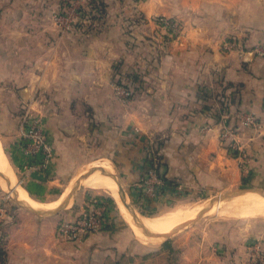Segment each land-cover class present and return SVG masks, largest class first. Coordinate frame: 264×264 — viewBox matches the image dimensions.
Instances as JSON below:
<instances>
[{"label":"crops","instance_id":"1","mask_svg":"<svg viewBox=\"0 0 264 264\" xmlns=\"http://www.w3.org/2000/svg\"><path fill=\"white\" fill-rule=\"evenodd\" d=\"M100 1V15L81 13L63 30L53 15L65 0H4L0 99L9 100L6 115L13 117L20 103L41 113L53 150L47 170L32 169L23 179L27 194L41 202L39 189L61 175L55 164L78 162L76 146L89 148L79 161L105 157L120 169L130 196L150 209L204 188L234 186L243 172L222 145L224 126L253 154L248 181L264 187V0ZM158 16L178 23L179 36L159 26ZM141 39L152 43L142 53ZM119 78L131 81V98L116 92ZM245 114L255 118L252 127L239 123ZM12 130L3 133L2 147L17 178L23 158ZM148 166L165 184L144 198ZM2 183L0 202L9 201ZM91 199L79 194L51 213L9 201L0 264H99L132 246L134 236L122 229V241L109 228L80 242L58 240V223L81 214ZM236 253L237 264H248Z\"/></svg>","mask_w":264,"mask_h":264},{"label":"rangeland","instance_id":"2","mask_svg":"<svg viewBox=\"0 0 264 264\" xmlns=\"http://www.w3.org/2000/svg\"><path fill=\"white\" fill-rule=\"evenodd\" d=\"M5 6L6 5L4 3V0H0V12ZM73 6L75 8L78 7L82 13H83L82 10L88 9L86 7L87 2L85 0H80L79 3H75V0H73ZM49 7H51V3L49 4ZM158 25L162 27V25L160 24ZM166 35L168 36V32L166 33ZM141 41H142L141 53H142L146 48L145 46H147L148 44L152 45V43L150 40H148V42H143V39H141ZM133 89L134 87L130 86V90L132 91V94L134 92ZM8 101L9 100L0 99L1 143L4 142L2 135L4 132H6L7 129H13L12 131H15L17 128V131L14 133H18V126L21 119V115L27 108H29L25 105L23 106V103H20L19 106H17L18 109L15 110L16 114H13V117L12 115H6L5 112L7 108L9 109V107L7 106L9 105ZM32 113L36 115H40L41 117V113H38L33 108H32ZM239 123L243 126H248L243 124L240 120ZM67 125L68 123L66 122H61L59 124V126L64 128V130L67 128ZM252 126L253 125H250V127ZM231 127L234 128L233 126ZM243 130L244 132L246 131V129L244 128ZM234 135H236V132H234ZM238 138H236V140L239 142L241 148H243L244 150L245 146L240 142V138L239 139ZM227 144L229 145V141L227 142L222 141V145L227 150V152L230 153L228 147L226 148ZM88 149L89 148L87 146L73 147L71 152L73 153V156L78 159V162L76 163L62 162L61 164L56 163L54 168L52 169L54 171L57 170L59 171L61 169L60 177L58 178V180H55L53 183L52 182L50 183L53 184V186H46L44 191H41L42 190L41 188L39 189L40 193H37L35 195L38 197V199L41 200V202L47 203L59 198L60 195L63 192H65L68 188V191L66 193L67 196L63 197L58 203V205L55 206V208L54 207L49 208L52 209V211L57 210L59 208H63L67 204L69 199L73 200V198L78 197L79 194L83 196L86 195L90 196V194H92V197L95 196L96 198L99 197L97 194H101L104 197L105 196L112 197L107 189L105 190L103 188L89 187L84 183L80 184L79 179L82 180L84 179V175L82 174L86 170H88L87 168H90L93 163L97 164L98 162L100 163V161L102 160H108L105 157H99V158H94L92 161H85V162L79 161L81 159H84L85 157H88L87 156ZM232 153L233 152H231V154ZM242 153L243 151H240V153L237 154V157L239 158L238 162L243 172L242 173L243 177L242 180L238 181L234 186H229L226 188H213V187L204 188L193 194H188L185 196L174 198L169 203L168 200L166 203L159 202L156 205V207L153 209H150L148 207L143 206L142 204H139V201L135 202V200L130 196V188L128 182L125 179V176L120 172V169L114 166L112 171L118 177L120 192L123 193L125 197L124 200L126 199L125 201L127 202V204L132 208V210H134L137 219L140 218L142 215L157 216L166 213L170 210H173L175 208L193 206L201 202L202 203L209 202V203L206 204V207L199 210L200 212L198 211L197 214L191 217L193 218V220L191 221L185 220L188 222H185L183 226L169 233L168 235L162 236L163 235L162 234L156 237H151L148 235L146 236L144 234L141 237L134 232L130 224L122 216L118 204L112 197L115 203L110 205L111 222H110L109 230L113 232V234H116L117 240H121V241L124 238L119 234L122 231H126L128 234H132L134 236L135 243H133L132 246L126 245L125 248L116 249V251L112 253L113 255L107 256L106 257L107 260H105L104 262H101L100 260L101 263L99 262V264H237L236 263L237 261L233 260L235 252H237L236 253L237 256L239 257L242 256L243 259L241 262L247 261L248 264L249 263L264 264V247H262L263 245L261 243L262 239H264V217L259 215L241 216V215H232L225 213L223 214L217 212L216 208H213L214 206L212 208H209V211L207 209L208 206L212 204L211 202L214 203V201H217L216 198H218L220 195L226 194L231 191H235L238 189H249V188H259L264 191V187L253 186L248 181L249 170L247 167V161L250 159L252 152L250 153V151L248 150L244 154ZM6 155L9 159L7 152ZM50 165L51 163H49L48 167H46L43 170H47L50 167ZM35 170L42 171L41 169H37V168H35ZM80 170L83 172L80 173L79 172ZM21 172L20 175L17 176V178H15L16 181L15 184L16 185L19 184L22 187H24L25 185L23 179H25V177L28 176V173L30 171L27 172L24 178H22L21 174H23V172L22 173ZM73 179L75 182L73 181ZM2 180L6 181L0 176L1 183ZM71 181H73L74 183ZM66 185L67 187H65ZM2 186L3 189L6 191V193L9 194L10 188H6L3 183ZM11 188L13 189L12 186ZM52 189H55V191ZM229 199L230 198H224L220 202H215V207H218L219 204L221 205L226 203ZM9 201L13 202L15 201V199L12 198L10 195ZM117 226H123V227L118 229ZM245 256L247 259L245 258ZM260 256L263 258V262L260 261ZM239 257L238 260H241Z\"/></svg>","mask_w":264,"mask_h":264},{"label":"built area","instance_id":"3","mask_svg":"<svg viewBox=\"0 0 264 264\" xmlns=\"http://www.w3.org/2000/svg\"><path fill=\"white\" fill-rule=\"evenodd\" d=\"M80 0H76L75 3H79ZM81 10L73 6L72 0H65L63 8L55 12L53 15L54 21L60 26L61 29H69L73 26L77 19L81 15ZM158 24L170 32L172 36H179L180 27L175 21L164 17H156ZM119 96L126 100L131 97L132 91L130 88L124 85L116 86ZM240 121L245 125H254L255 118L252 115L245 114L239 116ZM221 140L223 142L229 141L228 150L233 152V155L243 151L241 145L236 140L234 132L230 127L224 126L221 130ZM14 146L18 150L19 154L23 158L22 178H24L32 169H45L53 157L52 146L49 144L44 132L43 123L40 115L32 113L30 108H27L21 115V119L18 126L17 138L14 141ZM144 176L141 181L145 183L142 196L147 198L155 195V193L162 188L165 184L164 180L157 175L156 169L153 166H148L145 170ZM7 196L9 194L7 193ZM110 204L106 201L92 197L89 204L78 216L72 219H62L56 228V237L60 241L65 242H80L86 236L99 232L106 228L111 222L110 216ZM7 216V208L3 201L0 202V220H3ZM260 261L263 262V258L260 256Z\"/></svg>","mask_w":264,"mask_h":264},{"label":"bare ground","instance_id":"4","mask_svg":"<svg viewBox=\"0 0 264 264\" xmlns=\"http://www.w3.org/2000/svg\"><path fill=\"white\" fill-rule=\"evenodd\" d=\"M11 168L12 167L10 166V163L8 162V159L2 147V143L0 141V172H2V174L6 175L10 179V183H7V184L9 188L12 190L11 186L14 187L16 185L15 184L16 177ZM85 169H82V170H85ZM87 169L88 170H86L83 173L84 179L83 180L79 179L80 184H83L84 182V184L89 187L103 188L105 190L107 189L110 192L111 196L116 201V203L118 204L119 210L121 211L122 216L130 224L133 230L134 231L136 230L135 232L141 237L144 235L142 233V230L146 231L148 235L151 237H156V236L165 234L169 230H171V228H173V226H175L176 224L184 222L185 220H188L189 218L193 217L195 214H197L199 210L206 207V204L209 203V202H204V203L201 202L193 206L179 207V208H175L173 210H170L166 213H163L157 216L142 215L140 218L136 220L135 218L132 217V213L130 212L128 207L125 205V203L122 201V198L118 191L117 182L115 181V179L113 178L111 174L113 172L112 163L109 160H102L100 161V163L99 162L97 164L93 163L92 166ZM79 172L81 173L83 171L80 170ZM65 187H67V185ZM15 191H16V195L20 198V199L18 198L19 200L22 199L26 201V202L23 201L24 203L28 205L31 204L35 208L49 209L54 206H57L60 200L63 197L67 196L66 193L68 191V188L65 192H63L60 195L59 198L51 202H47V203L39 202V201L32 199L27 194L26 190L19 184L15 186ZM68 197H69V194H68ZM215 202L217 201H214V203ZM213 208H216L217 212L223 213V214L225 213V214L241 215V216L259 215V216L264 217V196L257 191L246 190L245 192H242L230 198L226 203L221 204V205L219 204L218 207H215L214 205ZM207 209L209 211V208Z\"/></svg>","mask_w":264,"mask_h":264},{"label":"water","instance_id":"5","mask_svg":"<svg viewBox=\"0 0 264 264\" xmlns=\"http://www.w3.org/2000/svg\"><path fill=\"white\" fill-rule=\"evenodd\" d=\"M111 174H112L113 178H114V179L116 180V182H117V185H118V191H119V193H120V196H121V198H122V201H123V202L125 203V205L130 209V212L132 213V217L135 218V219H137L134 210H132V208L127 204V202L125 201L126 199L124 200L125 197H124L123 193L120 192V185H119V181H118V177H117V175H116L115 173H113V172H112ZM0 176H1L4 180H6V182L10 183V179H9L6 175H4V174H2V173L0 172ZM246 190H254V191H257V192H259L260 194H262V195L264 196V191L261 190V189H259V188L238 189V190L231 191V192H228V193H226V194L220 195V196L217 198V202H220V201L223 200L224 198H232V197H234V196H236V195H238V194H240V193H242V192H245ZM10 195H11L12 198L15 199L16 202H18V204H20V205H22V206H26V207H28V208H30V209L36 211V212H40V213H51V212H54V211H55V210L52 211V209L34 208V207H32V206H30V205L24 203L23 201L19 200L18 197L16 196L15 187H13L12 191L9 193V196H10ZM214 205H215V203H212V204H210V205L208 206V208H212ZM203 210H205V209H203ZM203 210H202V211H203ZM188 220L191 221V220H193V218L188 219ZM185 222H187V221H184V222H181V223H179V224H176L173 228H171V230H169L167 233L163 234L162 236H166V235H168L169 233H171V232L175 231L176 229L180 228L181 226H183V225L185 224ZM142 232H143V234H145L146 236L148 235V233H147L146 231H143V230H142ZM148 236H149V235H148Z\"/></svg>","mask_w":264,"mask_h":264},{"label":"trees","instance_id":"6","mask_svg":"<svg viewBox=\"0 0 264 264\" xmlns=\"http://www.w3.org/2000/svg\"><path fill=\"white\" fill-rule=\"evenodd\" d=\"M85 1L87 2V6L86 7L88 9L87 10H82V11H83V13H84V15H85L86 18L90 17L91 14H92V16H98L103 11V5H102V3H101L100 0H85ZM133 79H134V77H133ZM117 84L124 85L127 88H130V86L132 85L131 84V81L129 82V81H126V79L125 80H122L120 78L118 79ZM105 201L108 204H110V205L113 204V203H115L112 197H105ZM3 203H4V205L7 208V215H8L10 213V210H11L10 209V207H11L10 206V203H9L8 200H3ZM4 223H6V220H1L0 221V242H1V238L3 236L2 231H1V227H2V225ZM109 226H110V223L106 226L105 229H108ZM1 253L2 252H1V247H0V257H1Z\"/></svg>","mask_w":264,"mask_h":264}]
</instances>
